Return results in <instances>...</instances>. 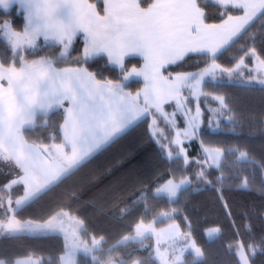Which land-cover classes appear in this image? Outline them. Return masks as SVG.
Masks as SVG:
<instances>
[{"label": "snow or ice", "instance_id": "6c2138e0", "mask_svg": "<svg viewBox=\"0 0 264 264\" xmlns=\"http://www.w3.org/2000/svg\"><path fill=\"white\" fill-rule=\"evenodd\" d=\"M101 2L102 9L97 10L96 4L89 0H0V8L7 10L18 5V11L24 13L20 31L7 21L0 23V34L11 49V58L0 61V165L17 170L15 178L0 186V243L63 238L62 254L44 257L28 252L20 257H0V264H210L204 249L193 238L191 224L183 231L175 223V207L155 211L154 202L172 205L187 195L191 190L187 177L169 179L158 184L154 191L142 190L132 205H141L143 216L130 234L107 249L103 236L89 235L84 221L68 212H57L42 221L20 218L23 210L71 179L87 166L94 154L116 142L137 121L150 115L155 126L156 113L167 119L168 114L162 108L166 102L174 100L189 116L187 128L177 130L172 141L177 146L175 153L168 149L166 154V159L183 171L189 163L183 140L197 136L201 96L219 103L218 108L210 111L227 116L232 132L241 127L225 96L213 95L205 89L218 91L232 82L241 87L259 84L264 91V55L258 54L254 46L241 49L243 55L233 67L217 63L224 52L250 36L248 26L254 21H259L264 29V0ZM209 2L220 10L221 23L208 22ZM233 9L242 10L243 15H233ZM41 37L46 43L52 42L49 46H60L56 59L27 58L34 54L30 50L39 47L37 41ZM77 38L84 43L77 64L106 57L119 67L121 78L100 79L86 67H58ZM190 55L204 59L205 67L174 77L164 75L162 70L167 65L184 61ZM133 56L143 57L142 68L133 66L129 70L125 59ZM245 57L255 60L247 78L243 76L248 70ZM139 77L143 78L144 87L135 94L126 91L125 81ZM184 89L197 101L195 115H190L192 109L187 107L189 96L183 94ZM219 126L217 121L216 127ZM37 130L46 135L41 138ZM204 154L197 179L205 183H210L205 165L220 172L217 177L220 181L229 162L232 167L244 164L264 175V162L244 146L205 147ZM17 185L22 186L23 195L13 200L11 190ZM240 186L248 188V179L244 178ZM135 210L133 206H125L120 211L122 215H130ZM148 216L152 218L146 222ZM184 219L187 221V217ZM164 220L172 222L166 228H157L156 224ZM219 233V228L207 230L209 241L218 238ZM153 239L154 245L147 243ZM228 248L238 257L237 264H257V258L264 256V237L259 244L245 246L237 242ZM120 249L131 251L120 256ZM144 249L147 252L143 257L133 256ZM81 254L87 259L78 260Z\"/></svg>", "mask_w": 264, "mask_h": 264}, {"label": "trees", "instance_id": "16d2710c", "mask_svg": "<svg viewBox=\"0 0 264 264\" xmlns=\"http://www.w3.org/2000/svg\"><path fill=\"white\" fill-rule=\"evenodd\" d=\"M96 4L97 10L102 9L101 0H89ZM210 23H221L223 17L220 10L210 2L206 8ZM101 14H103L101 12ZM233 15H242V10H232ZM7 21L20 31L24 24V13L18 11V5L9 10L0 9V23ZM249 37L239 40L230 51L224 52L217 60L223 67H233L235 60L243 55V48L255 47L258 54L264 55V29L259 21H254L249 27ZM41 37L37 41L39 47L30 50L33 55L28 59H37L40 56H49L56 59L60 53V46L51 45ZM84 43L81 38L74 42L73 50L65 60L58 62V67H86L97 74V78L113 81L121 78L120 69L109 63L106 57H96L85 63L83 60L76 63L77 58L82 57ZM27 55V54H26ZM11 58V49L6 39L0 35V61ZM246 64L254 66V59L245 57ZM126 66L139 67L142 61L139 58H130L125 62ZM206 61L199 56L190 55L184 61L167 66L164 75L175 76L180 72H196L205 67ZM126 90L133 93L143 87V81H131L126 84ZM206 91L213 95H224L232 110L234 119L241 127L232 132L229 122H224L221 129L212 130L208 124L211 115L205 100V124L200 132V141L207 147L244 146L254 153L257 160L264 162V91L261 86H238L235 83H226L224 87L215 91L207 88ZM211 104L217 105V101L211 100ZM151 116L142 120L116 142L102 150L95 159L88 162L87 166L79 170L71 179L67 180L54 191L45 195L37 203L23 210L22 219L44 220L57 212H68L71 216L84 221L89 235L103 236L106 243L104 247H110L119 241L124 235L132 232L135 223L143 216L141 205H132L134 199L142 190H153L155 187L169 179L187 177L191 181L190 191L179 203L168 205L164 202L155 203V211L167 210L175 207V223L180 225L183 231H187V224L192 226L193 238L204 249L210 264H237L238 257L229 251V245L242 242L259 244L264 237V175L258 169L246 168L244 164L236 167L229 166L224 169V179L217 177L220 172L205 165L206 176L210 183L197 179V173L201 171L200 164L196 160L189 166H184L180 171L173 166L172 161L166 159L163 145L158 143L153 134ZM164 126V121H160ZM166 124V123H165ZM167 126V124H166ZM165 126V127H166ZM37 134L43 138L46 133L37 130ZM35 138V137H33ZM45 142H48L45 140ZM59 142V141H58ZM201 142L192 143L191 157L196 158L200 154ZM164 150V151H163ZM147 161V165H154L148 176L137 181L136 178L123 182L128 173H132L136 167ZM120 165V166H119ZM146 165V166H147ZM240 168L237 171L236 168ZM5 170L10 169L5 166ZM14 170V169H13ZM253 173L255 176L253 177ZM15 172L8 175L13 177ZM136 176V174H135ZM130 178V177H129ZM244 178L249 181V187L240 185ZM119 182H121L119 184ZM22 187L13 190L12 194H22ZM125 206H133L136 210L130 215H122L121 209ZM187 217V221H185ZM152 217H145L148 222ZM172 221L164 220L156 224L157 228L167 227ZM219 228L218 238L209 241L207 230ZM88 239V235L83 236ZM147 243L153 245V241ZM63 238H27L20 241L0 243V257H20L28 252H35L41 256H55L62 254ZM125 251L120 249L119 255ZM147 249L133 253L134 257H143ZM189 254L186 253V257ZM87 259L82 255L79 260ZM90 264V262H89ZM257 264H264V256L257 258Z\"/></svg>", "mask_w": 264, "mask_h": 264}, {"label": "rangeland", "instance_id": "374dc122", "mask_svg": "<svg viewBox=\"0 0 264 264\" xmlns=\"http://www.w3.org/2000/svg\"><path fill=\"white\" fill-rule=\"evenodd\" d=\"M0 35L3 37L2 34H0ZM73 47H74V43L72 45V48L70 49V52L73 50ZM70 52L68 53V55L70 54ZM245 63H246V61H245ZM254 65H255V60H254ZM167 66H169V65H167ZM253 67L248 66V70H245L243 72V76L245 78H247L249 76V71L251 69H253ZM252 75H256V73L252 72ZM139 78L143 79L142 77H139ZM132 80H136V79H130L128 81H125V83L128 84ZM235 80H236V77H233V81H235ZM229 83H232V82H229ZM253 85L260 86L259 84H253ZM141 89H142V87H140L138 91H140ZM133 94H135V93H133ZM183 94L185 96H189L188 90L184 89L183 90ZM203 100H205V103H206V105H207L209 110L210 109H216V108L219 107V103L218 102H217V105H214V104L210 103L211 100H213L211 97H208L206 99L204 96H201L199 98V108H200V112H201V115H200L199 119H200L201 123H200V126H199V130H198L197 136L192 137L190 139H184L183 140V148L186 150V154H187V157H188V160H189V163L186 166H189L193 162V160H196L198 162L197 164H200L204 160V156H205L204 148L207 147V146H205L202 143H201L202 146H201V150H200L199 156H197L196 158H192L191 157V151H193L192 150V143L196 142V141L201 142L200 141V132H201L202 127H203V125L205 124V121H206V119H205V111H204V108H203ZM213 101H215V100H213ZM196 103H197L196 99L194 97H190L189 96V100L186 102V104H187L188 108L192 109V112L190 113V115H195ZM162 108H163L164 112L168 114V118L165 119L159 113H156V124H155V126L153 125V122L151 121V123H152L151 126L153 128V134H154V130H155L156 131V134H155L156 138L155 139L158 141V143H161L163 146H166V147H164L166 154H167V150L168 149L173 150V153H175V149H176L177 146L174 143H172V141L176 137L177 130H183V129L187 128L189 116L184 115L183 109L178 108L177 105H176V102L174 100H170V101L166 102L165 104L162 105ZM153 111H154V109H150V112H153ZM210 112H211V115L209 116L208 124H210L212 130L221 129L223 124H224V122H229L228 119H227V116L214 114L212 111H210ZM173 113H175V115H172ZM151 120H153L152 116H151ZM160 121H164V126H161ZM173 121H174V123H173ZM217 121H219V125H220L219 127H216V122ZM165 123L167 124V126H166ZM208 148H212V147H208ZM146 165H147V161L145 160L139 166V168L136 167L132 173H130V174L128 173V175L125 177L123 182H125L128 179H129L128 181H130L133 178H136V180L139 181V180H142L143 178H145L146 176H148V174L150 173L149 171L154 167L155 164L152 167H151L152 164L149 165V166L148 165L146 166ZM4 168H5V165H0V175H1L0 181L5 179V177L10 172L9 170H5ZM135 174H136V176H135ZM120 183L121 182H119V184ZM0 186H2L1 182H0ZM0 211H2V210H0ZM164 228H166V227H164ZM152 241H153V245H154L155 240L153 239ZM105 248L107 249V247H105ZM78 260H79V256H78Z\"/></svg>", "mask_w": 264, "mask_h": 264}, {"label": "crops", "instance_id": "0c3cea01", "mask_svg": "<svg viewBox=\"0 0 264 264\" xmlns=\"http://www.w3.org/2000/svg\"><path fill=\"white\" fill-rule=\"evenodd\" d=\"M90 2V1H89ZM91 3V2H90ZM13 6H15V5H12L9 9H11ZM0 9H3V8H0ZM9 9H7V10H9ZM5 10V9H4ZM77 39H79V38H77ZM130 58H139V59H141V61H142V65L141 66H139V67H137V68H142L143 67V63H144V61H143V57H140V56H133V57H127L126 59H125V62L128 60V59H130ZM111 65H113V64H111ZM114 67H116V68H119L118 66H116V65H113ZM163 71V70H162ZM134 79H136L137 81H143V79H140V78H134ZM136 80H132V81H136ZM126 84V83H125ZM143 87H144V85H143ZM142 87V88H143ZM149 116V115H148ZM148 116H145V117H143L141 120H139V121H137V123L135 124V125H133L130 129H128L127 130V132H129L132 128H134L138 123H140L142 120H144V119H146ZM152 122H153V120H152ZM126 132V133H127ZM126 133H124L122 136H124ZM122 136H120L119 138H121ZM118 138V139H119ZM110 146V145H109ZM108 147V146H107ZM106 147V148H107ZM104 150V149H103ZM102 151V150H101ZM100 151V152H101ZM100 152H98V153H96V154H94V156L91 158V160H93V159H95V157L100 153ZM90 160V161H91ZM9 168V167H8ZM10 169V171H13V172H15L16 173V169H14L13 170V168H9ZM10 173V172H9ZM0 178H1V175H0ZM13 178H15V174L13 175V177H10V175H7L6 177H5V179H3V180H1L0 182H1V185L3 186V185H5V184H7V183H9L10 182V180L11 179H13ZM17 187H19L18 185L17 186H13V189L11 190V194H12V192H13V190L14 189H16ZM22 187V186H21ZM7 193V190H5V194ZM20 195H23V193L22 194H19L18 196H20ZM16 197L17 196H14L13 194H12V198H13V200H15L16 199ZM6 203V202H5ZM13 206H15V205H13Z\"/></svg>", "mask_w": 264, "mask_h": 264}]
</instances>
